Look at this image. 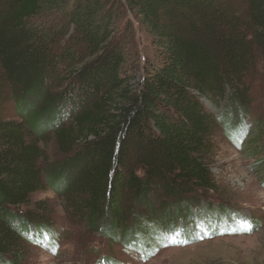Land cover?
I'll return each mask as SVG.
<instances>
[{
    "label": "trees",
    "instance_id": "trees-1",
    "mask_svg": "<svg viewBox=\"0 0 264 264\" xmlns=\"http://www.w3.org/2000/svg\"><path fill=\"white\" fill-rule=\"evenodd\" d=\"M262 64L264 0H0V264L56 241L47 189L136 260L240 225L212 163L220 133L257 150Z\"/></svg>",
    "mask_w": 264,
    "mask_h": 264
},
{
    "label": "rangeland",
    "instance_id": "rangeland-1",
    "mask_svg": "<svg viewBox=\"0 0 264 264\" xmlns=\"http://www.w3.org/2000/svg\"><path fill=\"white\" fill-rule=\"evenodd\" d=\"M136 36L143 48L146 37L139 32ZM260 69L261 75L253 88L255 101L245 123L249 128L245 144L258 141L257 150L252 151L255 146L248 148L243 143L235 145L220 133L212 163L217 193L209 196V200L214 210L224 206L240 216V225L234 221L191 244L181 243L176 233L169 235L166 246L136 260L125 254L121 246H112L107 240L89 234L82 224L69 219L63 201L52 189H47L33 195L32 203L46 202L55 211L57 238L52 245L48 239L30 245L26 264H264L263 64ZM12 110L7 115L16 118ZM213 112L218 115V110ZM47 151L54 154L53 145H49Z\"/></svg>",
    "mask_w": 264,
    "mask_h": 264
}]
</instances>
